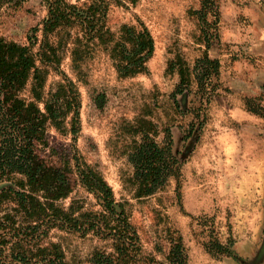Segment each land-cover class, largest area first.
<instances>
[{"label":"rangeland","instance_id":"rangeland-1","mask_svg":"<svg viewBox=\"0 0 264 264\" xmlns=\"http://www.w3.org/2000/svg\"><path fill=\"white\" fill-rule=\"evenodd\" d=\"M248 1L252 0L111 4L105 18L111 32L141 23L150 33L154 52L146 73L120 78L101 47L93 48L77 69L67 55L61 62L60 72L74 82L79 94V131L71 135L68 126L63 132L49 127L47 147H39L37 153L53 166L71 168L76 155L93 167L111 188L115 203L123 207L142 257L164 262L171 238L180 236L187 264H264V119L243 107V99L257 96L264 84V29L259 15L253 19L245 13L253 7ZM46 15L41 0H27L15 9L4 7L0 38L26 46L31 30L40 28ZM36 36L39 42L41 33ZM203 53L220 64L219 89L206 109L204 125L185 140L193 97H178L177 114L170 95L178 78L166 70L176 58L191 68ZM59 81L50 73L45 90L54 89ZM147 122L154 125L150 133L160 146L166 144L165 128L170 130L180 177L155 195L136 199L129 154L141 132L149 133ZM135 128L140 133L134 134ZM71 183L73 192L62 202L65 208L76 202L83 211H100L75 174ZM9 185L1 183L0 189ZM6 212V203L1 204L0 218ZM214 240L228 246L234 256L208 253ZM50 244L58 246L65 264H93L95 253H113L110 241L93 234L53 229L40 247Z\"/></svg>","mask_w":264,"mask_h":264},{"label":"trees","instance_id":"trees-1","mask_svg":"<svg viewBox=\"0 0 264 264\" xmlns=\"http://www.w3.org/2000/svg\"><path fill=\"white\" fill-rule=\"evenodd\" d=\"M27 0H0L4 7L15 9ZM47 15L31 30L28 45L0 38V205L7 212L0 218V264H65L63 253L55 244L40 247L53 229L67 233L93 234L110 241L112 254L95 253L93 264H187V254L180 236L170 240L164 262L140 256L135 230L121 205L115 203L111 188L90 165L73 155V165H50L37 151L46 148L49 127L75 135L79 131L80 100L72 80L60 72L67 55L79 67L95 47H101L120 78L146 73V64L154 52L148 30L123 25L114 33L105 26L111 4L126 7L136 0H85L78 6L68 0H41ZM41 33L38 42L36 33ZM37 48L35 49V47ZM167 73L178 81L170 95L177 114L178 97L192 96L187 114L189 123L184 139L204 125L205 112L219 89L220 64L207 53L195 60L191 68L180 59L168 63ZM50 73L60 77L54 89L45 90ZM194 85V89H193ZM259 94L244 98V111L264 119V84ZM28 94L27 97L25 94ZM149 133L141 132L129 154L133 167L134 198H149L167 183L180 177V163L172 152L170 130L165 128L166 144L158 145L152 134L154 125L147 122ZM134 134L140 133L135 128ZM97 201L100 211H83L76 202L65 208L62 202L73 192L71 175ZM119 209V211H117ZM230 246V245H229ZM210 254L232 257L233 252L216 240L208 244Z\"/></svg>","mask_w":264,"mask_h":264},{"label":"crops","instance_id":"crops-1","mask_svg":"<svg viewBox=\"0 0 264 264\" xmlns=\"http://www.w3.org/2000/svg\"><path fill=\"white\" fill-rule=\"evenodd\" d=\"M259 1L260 3H258ZM248 4L252 5L253 7H251L250 9L247 7L245 9V13L247 15H250L253 19H255V13L257 14V16L259 15L258 18L262 22L261 26L264 29V0H252L248 1Z\"/></svg>","mask_w":264,"mask_h":264}]
</instances>
